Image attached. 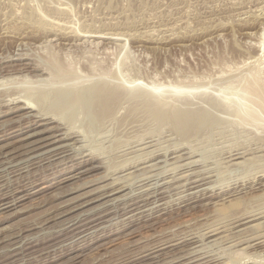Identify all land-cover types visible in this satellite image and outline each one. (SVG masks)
Returning <instances> with one entry per match:
<instances>
[{"label":"rangeland","instance_id":"374dc122","mask_svg":"<svg viewBox=\"0 0 264 264\" xmlns=\"http://www.w3.org/2000/svg\"><path fill=\"white\" fill-rule=\"evenodd\" d=\"M257 80L264 0H0V264H264Z\"/></svg>","mask_w":264,"mask_h":264},{"label":"bare ground","instance_id":"6f19581e","mask_svg":"<svg viewBox=\"0 0 264 264\" xmlns=\"http://www.w3.org/2000/svg\"><path fill=\"white\" fill-rule=\"evenodd\" d=\"M25 85H26V84H25ZM25 85H24V86H25ZM26 86H27V85H26ZM105 86H106V85H105ZM105 86H104V88H105ZM107 86H108V85H107ZM107 86H106V87H107ZM22 87H23V86H22ZM107 88L111 90V87H110V86L107 87ZM250 88H251V91H249L250 89L248 88V89H247V92H246V96H247V93H248L249 96L251 95V96L249 97L250 99H249V98H248V99H241V101H240V104L242 105L244 111L247 112V113H250V111H251L250 108H251V109H254V107L252 106V105L255 103V102H253L254 100H256L257 98H259L260 100H264V84L261 85L260 82H258V80H257L256 83H255L254 85L252 84V87H250ZM99 89H100V88L98 87L97 90H99ZM112 89H113V88H112ZM94 90H95V89H94ZM97 90H96V91H97ZM24 91H25V90H24ZM72 91H73V90H72ZM13 92H14V91H13ZM73 92H74V91H73ZM73 92H72V93H73ZM81 92L85 93L86 91H84V90L82 91V90H81ZM7 93H8V92H7ZM78 93H80V92H78ZM98 93H99V92H98ZM104 93H105V92H104ZM18 94H19V93H18ZM32 94H33V93H32ZM32 94H31V95H32ZM64 94H65V93H64ZM68 94H69V93H68ZM80 94L82 95V93H80ZM85 94H86V93H85ZM14 95H15V94H14ZM70 95H71V94H70ZM70 95H69V96H70ZM81 95L76 96V94H75L76 97H75V99H74L73 102H74V103H80V102H83L84 99L82 100L83 97H82ZM252 95L254 96V99H253V100H251V99H252L251 97H253ZM8 96H9V95H8ZM15 96H16V95H15ZM33 96L35 97V95H33ZM33 96H31V98H32ZM88 96H89V95H88ZM88 96H87V97H88ZM109 96H110V94H109ZM246 96H244V97H246ZM28 97H29V95H28ZM37 97H39V95H38ZM65 97H67V96H65ZM73 97H74V96H73ZM111 97H112V95H111L110 97H108V98L111 99ZM244 97H243V98H244ZM20 98H21V97H20ZM246 98H247V97H246ZM255 98H256V99H255ZM12 99L14 100V98H12ZM17 99H18V98H17ZM38 99H39V98H38ZM23 100H24V99H23ZM250 100L253 102V104L250 103V102H251ZM17 101H19V100H17ZM17 101H16V102H17ZM28 101H30V100H28ZM30 102H31V101H30ZM33 102H34V99H33ZM66 102H67V101H66ZM66 102H65V103H66ZM232 102H235V100L232 101ZM261 102H264V101H261ZM1 103H2V102H1ZM13 103H14V102H13ZM37 103H38V102H37ZM70 103H72V102H70ZM70 103H69V104H70ZM258 103H259V102H258ZM16 104H17V103H16ZM16 104H15V105H16ZM69 104H68V105H69ZM238 104H239V103H238ZM240 104H239V105H240ZM262 104H263V103H262ZM7 105H8V104H7ZM9 105H10V104H9ZM12 105H13V104H12ZM17 105H18L19 107L16 106L15 108H17V109H15L16 111H14V112H17V111H18V112H20V111H21V112H22V111H26V113H25L26 115H25V116H22V117L24 118V120H25V118H29V117H30V113L34 110L33 107L35 106V105L33 106L32 104L27 103V100H26V99H25V102L21 100L20 103L17 104ZM31 105H32V106H31ZM36 105H38V104H36ZM260 105H261V104H260ZM251 106H252V107H251ZM254 106H255V105H254ZM257 106H258V104H257ZM257 106H256V108H257ZM10 108H11V107H10ZM10 108H9V109H10ZM35 108H36V107H35ZM258 109H259V108H258ZM11 110H12V108H11ZM36 110H37V109H36ZM63 110H64V108H61L60 110H57V109H56L55 111H53L54 113H56V114H54V116H56V117H57L58 119H60V120L65 119V115H64V111H63ZM259 110H260V109H259ZM262 110H263V109H262ZM252 111H253V110H252ZM11 112H12V111H11ZM11 112H10V113H11ZM253 112H254V111H253ZM256 112H257V111H256ZM256 112H255V113H256ZM259 112H261V111H259ZM10 113H9V114H10ZM7 114H8V113H7ZM15 114H16V113H15ZM262 114H263V113H262ZM23 115H24V113H23ZM257 115H258V114H257ZM257 115H256V116H257ZM27 116H28V117H27ZM42 116H43V115H42ZM42 116H41V117H42ZM260 116H261V115H260ZM263 116H264V115H263ZM20 117H21V116H20ZM33 117H35V116H33ZM31 118H32V117H31ZM45 118L48 119L47 117H45ZM40 119H41V118H40ZM46 119H45V120H46ZM28 120H30V118H29ZM32 120H33V119H32ZM42 120H43V119H42ZM48 120H49V119H48ZM258 120H259V119H258ZM26 121H27V120H26ZM26 121H25V122H26ZM53 121H55V120L53 119ZM20 122H22V121L20 120ZM34 122H35V120H34ZM49 122H50V120H49ZM49 122H48V124H49ZM51 122H52V121H51ZM54 123H55V122H54ZM259 123H260V122H259ZM45 124L47 125V123H45ZM23 125H24V124H23ZM25 125H26V124H25ZM25 125H24V128H25ZM38 125H39L38 122H37L36 124H31V125L29 124V125L26 126L25 130L22 129V131H18V133H15L14 137H10V136H9L7 139L9 140L10 138L12 139V138H15V137H19V136H21V135H24V134L27 135V134L30 133V132L32 133L33 131H36V130L38 129V128H37ZM43 125H44V124H43ZM46 125H45V126H46ZM40 126H41V125H40ZM19 129H21V128L19 127ZM17 130H18V129H17ZM17 130H16V131H17ZM48 131H49V130H48ZM14 132H15V131H14ZM46 132H47V131H46ZM39 133H40V132H39ZM39 133H38V135H39ZM41 133H45V131H44V132L41 131ZM41 133H40V134H41ZM67 133H68V132H67ZM7 135H9V133H7ZM35 135H37V133H36ZM35 135H34V134H32V135H28V136H26L24 139H22V140L20 141V144H22L21 146H26V145L23 144V143H25L29 138H31V137H33V136H35ZM64 135H65V134H64ZM66 136H67V134H66ZM66 136H65V137H66ZM68 136H69V135H68ZM21 137H22V136H21ZM33 138H34V137H33ZM17 139H18V138H17ZM63 139H65V138H63ZM67 139H68V138H67ZM1 140H2V139H1ZM17 141H19V140H17ZM44 141H45V140H44ZM60 141H61V140H59V142H60ZM62 141H63V140H62ZM6 142H7V141H6ZM15 142H16V141H15ZM56 143H57V142H56ZM49 145H50V144H49ZM65 146H66V145H65ZM6 147H7V146H6ZM18 148H19V147H18ZM60 148H62V147H58V149H54V150H52V151H47V152H48V153H49V152H55V151L59 150ZM14 149H16V148H14ZM20 149H21V148H20ZM65 149H67V148H65ZM33 150H34V149H33ZM35 150H37V149H35ZM15 152H16V150H15ZM28 152H29V151H28ZM62 152H64V151H62ZM65 152H66V151H65ZM65 152H64V153H65ZM59 153H61V152H59ZM239 153H240V152H239ZM239 153H238V154H239ZM14 154H15V153H14ZM52 154H56V153H52ZM52 154H51V155H52ZM62 154H63V153H62ZM236 154H237V153H236ZM236 154H235V155H236ZM5 155H6V154H5ZM47 155L49 156V154H47ZM232 155H233V154H231V156H232ZM40 156H41V155H40ZM55 156H56V155H55ZM2 157H3V156H2ZM44 157H45V156H44ZM239 157H241V156L238 155L237 158L239 159ZM31 158H32V157H31ZM47 158L49 159L50 157H47ZM47 158H46V159H47ZM237 158H236V159H237ZM65 159H66V158H65ZM50 160H51V159H50ZM90 160H92V159H90ZM48 162H49V161H48ZM51 162H52V160L50 161V163H51ZM12 163H13V162H12ZM76 163H77V162H76ZM76 163H75V164H76ZM82 163H83V162H82ZM87 163H88V162H87ZM89 163H92V162L90 161ZM89 163L86 164V165H85V163H84V165H85V166L92 165V164H89ZM34 164H35V163H34ZM79 164H80V163H79ZM28 168H29V165H28ZM69 168H70V167H69ZM72 168H73V167H72ZM94 168H95V167H93L92 169H94ZM82 169H83V168H82ZM20 170H21V169H20ZM88 170H89V169H88ZM69 171H71V170H69ZM72 171H73V170H72ZM86 171H87V170H86ZM89 171H90V170H89ZM54 174H55V173H54ZM54 174H53V176H54ZM37 176H38V175H37ZM44 176H45V175H44ZM74 176H76V175H74ZM74 176H72V177L74 178ZM35 178H36V175H35ZM42 178H43V177H42ZM70 178H71V177H70ZM68 179H69V178H68ZM200 179H203V181H204L206 178H200ZM28 180H29V179H28ZM38 180H39V179H38ZM38 180H37V181H38ZM42 180H44V179H42ZM46 180H47V178H46ZM198 180H199V179H198ZM258 180H261V176H260V179H258ZM262 180H263V179H262ZM195 181H196V179H195ZM199 181H200V180H199ZM22 182H23V181H22ZM32 182H33V181H32ZM57 182H58V181H57ZM187 182H188L187 185H189L190 181L188 180ZM191 182H193L192 184H194V181H191ZM197 182H198V181H197ZM201 182H202V181H201ZM201 182H200V183H201ZM205 182H206V181H205ZM26 183H27V182H26ZM26 183H24V184H19V183H17V184H19L18 187L15 188V190H14V191H11V192H5V191H2V192L0 193V208H1V207H4V206H9V207H7V208H12V207L14 208L15 206H17V205H18L20 202H22L23 200H25V199H27V198H29V197H33V196H35V195H38V194H40V193L43 191V190H42V191H39V192H38V191H37V192H34V191H36V188H38V186H40L38 183L35 184V183L33 182V185H30V186H29L28 184H26ZM44 183H45V182H44ZM203 183H204V182H203ZM203 183H201V185H202ZM47 184H48V183H47ZM190 184H191V183H190ZM206 184H207V183H206ZM259 184H260V183H259ZM187 185H186V186H187ZM190 186H192V185H190ZM195 186H196V185H195ZM260 186H261V185H260ZM262 186H263V185H262ZM262 186H261V187H262ZM52 187H54V186H52ZM188 187H189V186H188ZM0 188H1V187H0ZM49 188H50V186H49V187L47 186V189H48V190H49ZM189 188H190V187H189ZM189 188H188V189H189ZM199 188H200V187H199ZM4 189H5V188H4ZM8 189H9V187H8ZM8 189H7V190H8ZM43 189H45V188H43ZM47 189H46V191H48ZM1 190H2V189H1ZM117 190H118V189H117ZM119 190H120V189H119ZM119 190H118V191H119ZM185 190H186V189H185ZM114 191L117 192L116 190H114ZM120 191H121V190H120ZM120 191H119V192H120ZM188 191H189V190H188ZM188 191H187V192H188ZM44 192H45V191H44ZM44 192H43V193H44ZM184 192H185V191H184ZM198 192H199V191H198ZM201 192H202V191H201ZM22 193H26L25 196H23V197H22V196L18 197V195H19V194H22ZM194 193H195V192H194ZM114 194H115V193H114ZM116 194H117V193H116ZM196 194H197V193H196ZM194 195H195V194H194ZM111 196H112V195H111ZM154 196H155V195H154ZM191 196H192V195H191ZM195 197H196V196H195ZM195 197H192V198H195ZM100 198H101V197H100ZM105 198H106V197H105ZM196 198H197V197H196ZM115 199H116V198H115ZM115 199H114V200H115ZM116 200H118V197H117ZM116 200H115V201H116ZM120 200H121V199H120ZM188 200H189V199H188ZM112 201H113V200H112ZM115 201H114V202H115ZM155 201H156V200H155ZM186 201H187V200H186ZM157 202H158V201H156L155 203H157ZM146 203H148V202H146ZM153 203H154V202H153ZM104 204H105V203H104ZM150 204H151V202H150ZM150 204H149V205H150ZM136 205H137V204H135V206H136ZM140 205H141V204H140ZM140 205H138V206H139V207H141V206H145V207H147L146 204H145V205L143 204V205H141V206H140ZM155 205H156V204H155ZM159 206H161V205H159ZM149 207H150V206H148V208H149ZM152 207H153V206H152ZM152 207H151V208H152ZM5 208H6V207H5ZM15 208H17V207H15ZM136 208H137V207H136ZM136 208H134V210H136ZM157 208H159V207L157 206ZM137 209H139V208H137ZM141 209H143V207H141ZM141 209H140V211L142 212ZM146 209H147V208H146ZM152 209H155V208H152ZM1 210H2V209H1ZM3 210H4V209H3ZM148 210H150V209H147V211H148ZM128 211H129V210H128ZM138 211H139V210H138ZM143 212H144V211H143ZM143 212H142V213H143ZM248 212H249V211H248ZM248 212H247V213H248ZM142 213H141V214H142ZM144 213H145V212H144ZM146 213H147V212H146ZM136 214L138 215V213H136ZM136 214H135V215H136ZM139 214H140V213H139ZM240 214H241V213H240ZM245 214H246V213H243L242 216H245ZM125 215H126V214H125ZM133 215H134V213L132 214V216H133ZM146 215H147V214H146ZM251 215H253V214H251ZM251 215H249V216H251ZM232 216H234V215H232ZM242 216H240V218H241ZM254 216H256V215L254 214ZM254 216H253V217H254ZM257 216H258V215H257ZM97 217H98V216H97ZM136 217H138V216H136ZM142 217H143V216H142ZM148 217H149V215H148ZM155 217H156V216H155ZM130 218H131V220H132V217H130ZM130 218H129V219H130ZM236 218H238V217H236ZM242 218H244V217H242ZM97 219H98V218H97ZM133 219H134V218H133ZM139 219L142 220L141 217H139ZM139 219H138V220H139ZM143 219H144V218H143ZM244 219H245V218H244ZM246 219H247V218H246ZM255 219H256V218H255ZM255 219L253 218V220H255ZM76 220H77V219H76ZM76 220H75V221H76ZM82 220H83V219H82ZM124 220H125V219H124ZM127 220H128V218H127ZM134 220H135V219H134ZM238 220H239V219H238ZM238 220H236V221H237V222H241V221H243L242 219L239 220V221H238ZM248 220H250V219H248ZM85 221H87V219H86ZM88 221H90V219H88ZM91 221L94 223V220H93V219H91ZM96 221H97V220H96ZM96 221H95V222H96ZM129 221H130V220H129ZM132 221H133V220H132ZM71 222H73V220H72ZM71 222H70V223H71ZM79 222H80V221H79ZM134 222H135V221H134ZM244 222H245V221H244ZM250 222H251V221H250ZM252 222H253V221H252ZM70 223H69V224H70ZM77 223H78V222H77ZM93 223H91V224H93ZM127 223H128V222H127ZM245 223H246V222H245ZM245 223H244V224H245ZM247 223H248V222H247ZM73 224H74V223H72V225H73ZM81 224H82V223H81ZM86 224H87V223H86ZM132 224H133V223H132ZM236 224H237V223H236ZM239 224H240V223H239ZM70 225H71V224H70ZM79 225H80V224H79ZM82 225H83V224H82ZM89 225H90V224H89ZM241 225H242V224H241ZM245 225H246V224H245ZM245 225H244V226H245ZM68 226H69V225H68ZM68 226H67V227H68ZM83 226H84V225H83ZM83 226H82V228H85L87 225L84 226V227H83ZM90 226H91V225H90ZM95 226H97V225H95ZM126 226H127V225H126ZM128 226H129V225H128ZM234 226H235V225H234ZM70 227H71V226H70ZM70 227H69V229H70ZM77 227H78V226H77ZM80 227H81V226H80ZM80 227H78V228H80ZM91 227H92V226H91ZM124 227H125V226H124ZM132 227H133V226H132ZM132 227L130 226L129 228H132ZM86 228H87V227H86ZM95 228H96V227H95ZM126 228H128V227H126ZM74 229H76V227H74ZM74 229L72 228L71 231H73ZM89 229H91V228L89 227ZM67 230H68V229H67ZM78 230H79V229H78ZM78 230L76 229V231H78ZM82 230H83V229H82ZM85 230H86V229H85ZM69 231H70V230H69ZM80 231H81V230H80ZM80 231H79V232H80ZM87 231H88V230H87ZM82 232H83V231H82ZM213 232H214V231H213ZM86 233H87V232H86ZM211 233H212V232H211ZM214 233H215V232H214ZM80 234H81V233H80ZM129 234H130V233H129ZM85 235H86V234H85ZM209 235H211V234H209ZM212 235H213V233H212ZM212 235H211V236H212ZM86 236H87V235H86ZM90 236H91V235H90ZM102 236H104V235H102ZM100 237H101V236H100ZM81 238H82V237H81ZM95 238H96V236H95ZM103 238H104V237H103ZM100 239H101V238H100ZM254 239H256V238H254ZM254 239H252L251 241H256V240H254ZM96 240H97V239H96ZM97 241H98V240H97ZM88 244H90V243H88ZM260 244H261V243H260V241H259L258 244L253 245V246L257 248V246H259ZM250 245H251V244H250ZM250 247H251V246H250ZM250 247H249V248H250ZM84 248H85V247H84ZM157 248H158V247H157ZM251 248H253V247H251ZM79 249H81V248H79ZM72 250H73V249H72ZM73 251H74V250H73ZM77 251H78V250H77ZM70 252H71V251H70ZM149 254H150V253H149ZM60 255H61V254H60ZM56 257H57V256H56ZM47 258H48V257H47ZM53 261H54V260H53ZM55 261H56V259H55ZM197 261H198V260H197ZM51 263H52V262H51ZM49 264H50V263H49ZM179 264H180V263H179Z\"/></svg>","mask_w":264,"mask_h":264}]
</instances>
